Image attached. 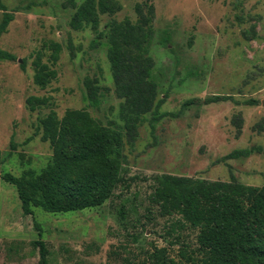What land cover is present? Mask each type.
I'll return each mask as SVG.
<instances>
[{"label": "rangeland", "instance_id": "374dc122", "mask_svg": "<svg viewBox=\"0 0 264 264\" xmlns=\"http://www.w3.org/2000/svg\"><path fill=\"white\" fill-rule=\"evenodd\" d=\"M116 1L121 9L99 16L100 31L112 17L134 21V5L143 0ZM152 1L149 53L157 97L164 98L159 112L176 116H162L153 130L152 114L145 116L134 145L124 147L120 183L100 205L56 213L32 206L33 213L25 215L15 186L0 179V264H38L34 221L49 251L47 264H153L155 251L177 263L196 261L203 256L197 229L177 223L178 214L161 216L150 204L152 177L226 181L232 172L241 183L264 184V154L220 160L237 148L264 147V0ZM74 11L70 0H0V22L5 13L12 17L0 34V49L14 56L0 58L1 172H38L50 160L52 149L39 128L50 110L60 119L67 109H85L103 124H122L105 39L92 45L96 32L90 25L71 28ZM51 41L61 46L52 65L56 76L40 88L33 81L34 60L41 52V61L49 63ZM93 87L97 104L88 96ZM31 95L47 103L31 111ZM211 95L233 98L202 103ZM187 99L195 102L182 108Z\"/></svg>", "mask_w": 264, "mask_h": 264}, {"label": "trees", "instance_id": "16d2710c", "mask_svg": "<svg viewBox=\"0 0 264 264\" xmlns=\"http://www.w3.org/2000/svg\"><path fill=\"white\" fill-rule=\"evenodd\" d=\"M69 25L75 30L90 25L96 32L92 45L104 38L106 56L113 81L114 93L121 99L118 116L122 124H103L85 109H67L58 118L50 110L39 120L40 138L47 141L52 156L38 172L28 169L20 175L1 172L0 179L15 186L23 214H32V206L47 212L82 210L102 204L121 181L124 147H132L138 127L151 113L150 127L162 116L177 113L159 112L164 98H158V83L153 77L154 60L149 53L154 35L155 8L152 0L134 5L135 20L112 17L106 30H99V16L114 15L121 9L116 0H82L76 4ZM11 15L4 14L0 34L5 31ZM48 62L41 61L38 52L34 64L33 81L44 88L56 76L52 65L58 59L61 46L51 41ZM0 58L14 56L0 49ZM98 87L91 88L89 97L98 103ZM231 95H211L202 103L232 99ZM29 110L45 105L47 98L31 95L26 100ZM195 102L187 99L182 108ZM254 105L256 100L244 101ZM240 132L241 118L233 119ZM261 128V126H260ZM264 154L262 145L237 148L220 160ZM2 159H0V164ZM152 191L148 195L151 205L161 216L178 214L181 225L197 229L196 241L203 252L198 260L188 257L187 262H176L159 251L153 252V264H264V184L260 187L239 182L230 172L229 180H206L186 175L155 174ZM123 219V208L118 211ZM38 238L32 241L39 250L38 264L48 263V248L41 238L39 224L34 221Z\"/></svg>", "mask_w": 264, "mask_h": 264}]
</instances>
